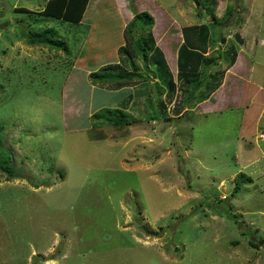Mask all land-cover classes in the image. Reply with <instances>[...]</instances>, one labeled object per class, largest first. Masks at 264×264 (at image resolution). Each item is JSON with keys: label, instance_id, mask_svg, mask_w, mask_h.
Here are the masks:
<instances>
[{"label": "rangeland", "instance_id": "obj_1", "mask_svg": "<svg viewBox=\"0 0 264 264\" xmlns=\"http://www.w3.org/2000/svg\"><path fill=\"white\" fill-rule=\"evenodd\" d=\"M46 1L0 0V159L12 170L0 169V264H264V107L228 99L212 109L211 97L222 82L225 94L240 93L250 69L264 89V0H213V15L202 0H190L195 9L156 0V13L127 0L125 20L126 6L120 16L95 15L91 35L105 50L89 59V15L74 26L14 9L39 12ZM178 6L214 23L194 71L168 67L163 77L160 47L149 48L145 67L135 39L141 33L151 46L153 24L133 26L126 54L114 50L106 62L136 13L154 22L163 7L178 17ZM49 29L62 46L29 43V34L51 37ZM203 57L212 64L191 107V77L182 73L199 72ZM107 65L134 78L92 83L90 73ZM210 97L209 111L196 106ZM107 108L122 109L125 123L92 117Z\"/></svg>", "mask_w": 264, "mask_h": 264}, {"label": "crops", "instance_id": "obj_2", "mask_svg": "<svg viewBox=\"0 0 264 264\" xmlns=\"http://www.w3.org/2000/svg\"><path fill=\"white\" fill-rule=\"evenodd\" d=\"M132 1L135 4L134 9L136 11H138V9L141 10V8L143 7L150 8L149 11H154V13H156L157 11L154 8L156 5H158L156 3V0H144L143 3H141V0H132ZM192 1H195L197 3V0H192ZM187 2L189 3V7H193L194 9L197 8V4L193 3V5H191L190 0H187ZM253 2H254L253 0H249V4L250 3L254 4ZM178 3H180V0L178 1ZM252 4L249 8L252 7ZM120 6L121 7L123 6L122 10L124 9V6H126L127 11L125 15L122 12V14L124 15L123 18L125 20L126 17L128 18L131 15V13H129L128 11L127 0H89L88 5L84 12V14L89 15L86 18L89 21H91V23H93V26H92L93 30H91V33L89 34L91 35L96 29V26L94 25V22H93V20L95 21V15L104 14L105 16L112 17V14L114 15L117 14L118 16H120V12H119L121 11ZM200 6H201L200 8L204 10L205 13L208 14L206 7H204L203 5H200ZM108 8L110 10H108ZM111 11H114V12L112 13ZM249 14L250 13H248V15ZM177 15L178 17H175L174 15L170 14L169 11H166L165 8L163 7L162 10H159L158 15L155 16V21L153 22V25L151 28V34L154 40H156L155 42L156 47H160L161 52L163 53L164 61L166 65H168L171 71H175V70L177 71L180 69L183 71H186V70L194 71V68L195 66H197L199 59H201V54L199 51L206 50L207 39L209 37L208 25L211 22L207 20L208 18H204L200 22H194V19H191L184 14V10L182 9V6L179 7V14ZM179 20H181V22H179ZM256 28H257V25H256ZM259 32H260V29H258L257 34L254 35L256 36L257 39L260 35ZM90 35L88 36L86 40L87 42L86 54L87 55L84 56L83 58H88V55L89 54L92 55L93 53L91 52L93 51L103 50V47H102L103 43L99 42V39L95 37L94 35H91V37ZM123 44H124V40L122 44H121V41H118L115 44H109V50L107 49L108 54H104L105 60H108L106 61L107 63L113 62L108 57V55H111V52L115 54L114 50H117V54H118V49ZM112 48L113 50L111 51ZM103 51H101L102 54H103ZM243 51H245V49L242 47H240L239 51L237 50V58L235 59L234 66L231 69H234L235 66H238L240 61H242ZM98 62H101V61L100 60L96 61V63ZM86 63L87 62H85V64ZM96 63H94V61L92 60L90 65H93ZM245 68H246L245 72H247L249 69V66H246ZM240 71L242 72V70ZM250 72H251V69L249 71V75H250ZM249 75H248L247 80L245 79L244 82L240 80L241 81L239 85L240 93L232 89V90H229L227 94H225L224 92H222V89H224L223 86L225 85V84L223 85V82H222L221 86H219V88L216 89L211 95V97L213 98V96H215L216 94L214 98L215 106L213 104L211 105L210 103L211 97L209 99L202 101L204 102L203 104H206L205 106L199 105V104L198 105L196 104V106L205 107V109H207L206 111H209V109L212 106H214L212 109H217V108L219 109V106H225L224 104H228V99H232L234 101L233 104L244 106V108L246 109L249 106L255 107L258 109V112L260 113V111L262 110V107H264V100L262 98L264 96V89L261 88V86L257 85L256 83H254L253 81H251L253 79L252 77H250L249 79ZM226 88H229V86H227ZM222 93L224 94V97L222 96ZM248 103H251L252 105H249ZM194 109L195 108H191V110H194ZM196 109H198V107H196ZM205 109L203 111H205ZM251 112L253 111L250 110V113Z\"/></svg>", "mask_w": 264, "mask_h": 264}, {"label": "trees", "instance_id": "obj_3", "mask_svg": "<svg viewBox=\"0 0 264 264\" xmlns=\"http://www.w3.org/2000/svg\"><path fill=\"white\" fill-rule=\"evenodd\" d=\"M213 0H202V2L200 3V5H203L204 7H206L207 11L209 13L212 14V8L211 7V3ZM89 0H47L45 3L44 8L39 11V12H35L32 11L30 9H27L25 7H18V8H14L15 11L17 12H21V13H27L29 15H39V16H44V17H49L52 18L54 20H57L59 22H67L71 25L74 26H79L83 13L88 5ZM198 2V1H197ZM229 14V12H227ZM215 18V17H213ZM153 24V18L151 16L150 13H148L147 11H142V12H138L134 15L133 19L131 20L130 24L126 26L125 31L123 32V37H124V41H127L129 36L132 35V30H133V26H135L136 29H138V31H143L144 28L146 27H151V25ZM211 26L212 24H214L213 22L210 23ZM51 32V37L46 36V35H38V34H29L28 35V41L30 44H36V43H41V44H45L49 47H54V46H62L63 42L61 40H55L53 37L56 34V32L52 29H49ZM149 30V29H148ZM129 35V36H128ZM139 35V36H138ZM137 35V38L135 39V45L137 46L138 50H140L141 54H142V58L144 59V63H145V67L147 68V53L150 47H154L155 50H157V47L153 44L152 42V35H151V30L148 31V35H149V39H151V46L143 40V37L141 35V33H139ZM125 43L123 46H121L119 49V53H121L122 51L124 52V47ZM124 47V48H123ZM66 50V47L64 48ZM159 51V50H157ZM126 54V52H124ZM128 56V55H127ZM158 56L160 57V65L157 63L156 66L160 67V70H158V72L161 71L162 76L164 77L166 73H169V69L168 66L166 65L164 58L162 57L160 51L158 53ZM235 59V56H234ZM234 61V60H233ZM212 64V59L209 57H203L202 58V68L199 70V72L196 73H182V74H188L189 77H191V85L192 88L188 91V95H187V104L188 105H193V101H194V94L195 92L199 91L201 88V85L204 84V82L206 81V77L208 76V74L205 72V68H204V64ZM118 66V65H117ZM116 67L115 65H107V66H103L100 67L98 70L93 71L90 73V78H91V82L92 83H101V84H108L110 85V83L113 82H118L121 86H125L129 80H132L134 78V73L133 72H122L119 71L120 73H114V71H112V68ZM168 81V80H166ZM210 96V94H209ZM208 96V97H209ZM207 98V96H206ZM204 99V98H203ZM108 111L110 112L112 115L111 117L108 116L105 112ZM103 113H98L95 112L92 117L96 118L97 120H99L100 118H105V121H107V123H109L110 125H122L123 123H125L124 121V117L126 115V113L122 110V109H105L102 111ZM101 123V122H99ZM0 169L5 172L7 174L8 177H12V170L11 167L8 165L7 161L5 160V158H1L0 159ZM239 182L235 181V186L233 188L232 194L233 192L236 193L239 190Z\"/></svg>", "mask_w": 264, "mask_h": 264}]
</instances>
